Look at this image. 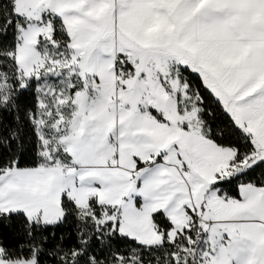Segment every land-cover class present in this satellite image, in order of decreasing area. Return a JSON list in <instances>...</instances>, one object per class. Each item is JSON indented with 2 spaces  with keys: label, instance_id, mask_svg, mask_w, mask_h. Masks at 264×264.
<instances>
[{
  "label": "snow or ice",
  "instance_id": "obj_1",
  "mask_svg": "<svg viewBox=\"0 0 264 264\" xmlns=\"http://www.w3.org/2000/svg\"><path fill=\"white\" fill-rule=\"evenodd\" d=\"M0 264H264V0H0Z\"/></svg>",
  "mask_w": 264,
  "mask_h": 264
}]
</instances>
